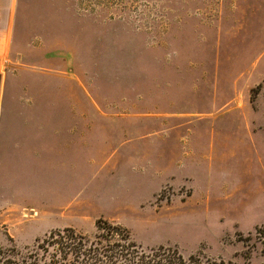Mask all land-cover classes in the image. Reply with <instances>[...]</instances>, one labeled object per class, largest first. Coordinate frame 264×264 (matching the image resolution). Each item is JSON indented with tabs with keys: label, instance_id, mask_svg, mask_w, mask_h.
I'll return each instance as SVG.
<instances>
[{
	"label": "rangeland",
	"instance_id": "374dc122",
	"mask_svg": "<svg viewBox=\"0 0 264 264\" xmlns=\"http://www.w3.org/2000/svg\"><path fill=\"white\" fill-rule=\"evenodd\" d=\"M0 73V247L104 219L264 264V0H20Z\"/></svg>",
	"mask_w": 264,
	"mask_h": 264
},
{
	"label": "trees",
	"instance_id": "16d2710c",
	"mask_svg": "<svg viewBox=\"0 0 264 264\" xmlns=\"http://www.w3.org/2000/svg\"><path fill=\"white\" fill-rule=\"evenodd\" d=\"M264 245V225L254 229ZM251 235L247 239L250 241ZM0 264H223L201 252L184 255L176 246L144 248L129 232L104 219L95 222L91 236L71 228L56 229L30 247H0Z\"/></svg>",
	"mask_w": 264,
	"mask_h": 264
},
{
	"label": "crops",
	"instance_id": "0c3cea01",
	"mask_svg": "<svg viewBox=\"0 0 264 264\" xmlns=\"http://www.w3.org/2000/svg\"><path fill=\"white\" fill-rule=\"evenodd\" d=\"M19 3L20 0H0V65H2V58L6 57L10 49L14 26L17 23V12H18ZM1 91H2V75L0 73V110H1ZM2 145H9V142L7 137V126L5 125L4 122L1 121V112H0V167H2V161L4 156ZM8 193H9V187L1 175L0 200L2 201V203L5 202L4 198L5 196H7Z\"/></svg>",
	"mask_w": 264,
	"mask_h": 264
}]
</instances>
